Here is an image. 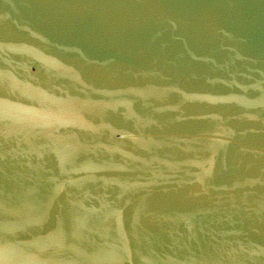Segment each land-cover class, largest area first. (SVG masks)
Listing matches in <instances>:
<instances>
[{
  "label": "water",
  "instance_id": "water-1",
  "mask_svg": "<svg viewBox=\"0 0 264 264\" xmlns=\"http://www.w3.org/2000/svg\"><path fill=\"white\" fill-rule=\"evenodd\" d=\"M0 264H264V0H0Z\"/></svg>",
  "mask_w": 264,
  "mask_h": 264
}]
</instances>
